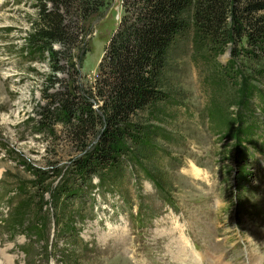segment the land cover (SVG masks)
<instances>
[{
  "label": "rangeland",
  "instance_id": "1",
  "mask_svg": "<svg viewBox=\"0 0 264 264\" xmlns=\"http://www.w3.org/2000/svg\"><path fill=\"white\" fill-rule=\"evenodd\" d=\"M101 1L81 43L70 51L71 68V60L53 61L46 53L40 58L29 46L38 19L35 0H0V264H247L248 259L264 264V176L259 172L264 166V68L258 74L262 67L255 61L243 56L234 60L241 71V81L235 83L249 87L247 102L237 99L240 87L228 78L232 46L217 56L219 47L204 38L196 48L194 22L168 51L163 94L138 118L146 128L126 141L118 158L125 163L123 170L119 164H96L116 181L115 188L91 190L79 180V198L56 202L58 186L75 166L69 161L80 153L67 136L76 120L71 114V123L64 124L55 111L40 127V113L48 95L64 93L73 81L94 89L108 40L124 14L122 0ZM52 49L64 50L58 43ZM100 104L96 101L94 108ZM236 112L248 136L236 135L240 126L230 125ZM53 161L62 171L38 194L31 171L50 174ZM134 161L163 194L147 185L149 177ZM18 185L23 195L19 202L17 194L10 196ZM236 197L239 208L233 204ZM28 199L32 204L26 208L22 205ZM125 203L121 219L128 220V228L108 233L96 226L108 209L122 213ZM38 217L46 223L43 237H49L51 257L43 243L30 242L18 227ZM168 221L177 233L169 232ZM65 225L82 235L87 226L80 248L70 242L75 236L61 235ZM8 226L16 230L6 233ZM179 232L199 245L201 259L179 245Z\"/></svg>",
  "mask_w": 264,
  "mask_h": 264
},
{
  "label": "trees",
  "instance_id": "2",
  "mask_svg": "<svg viewBox=\"0 0 264 264\" xmlns=\"http://www.w3.org/2000/svg\"><path fill=\"white\" fill-rule=\"evenodd\" d=\"M35 1L38 19L32 24L29 46L40 58L46 53L53 61L71 60L72 68L75 63L69 57L70 51L81 43L82 31L86 32L91 24L90 16L98 12L103 2ZM121 7L124 14L108 40L94 89H84L73 81L64 93L48 95L41 109L40 127L51 121L55 111L64 124L71 123L68 118L71 114L76 120V124H70L67 136L68 141L75 144V152L80 153L69 161V165H75L74 171H68L59 185L56 202L59 192L65 191L66 183L77 175L86 174L97 167L96 164L99 167L118 164L128 138L135 139L140 130L146 128L138 118L151 110L162 96V75L168 51L191 22L199 38V44L195 41L196 48L204 38L219 47L217 56L232 46L228 78L233 87H240L237 99L244 98L247 102L249 87L245 82L239 83L241 71L235 67L234 60L243 56L255 61L262 67L258 74L264 68V0H122ZM56 43L64 50L55 52L52 46ZM96 101L101 102L97 109L94 108ZM219 117L223 118L222 114ZM232 124L240 126L236 135L250 134L237 112L232 115ZM132 129L136 130L135 135ZM50 164V174L31 171L32 187L38 194L62 171L57 161ZM29 204L27 201L22 206L27 208Z\"/></svg>",
  "mask_w": 264,
  "mask_h": 264
},
{
  "label": "bare ground",
  "instance_id": "3",
  "mask_svg": "<svg viewBox=\"0 0 264 264\" xmlns=\"http://www.w3.org/2000/svg\"><path fill=\"white\" fill-rule=\"evenodd\" d=\"M255 261V260H254ZM253 264V263H252Z\"/></svg>",
  "mask_w": 264,
  "mask_h": 264
}]
</instances>
